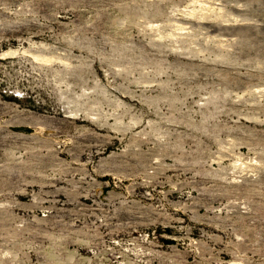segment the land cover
<instances>
[{
	"label": "rangeland",
	"instance_id": "1",
	"mask_svg": "<svg viewBox=\"0 0 264 264\" xmlns=\"http://www.w3.org/2000/svg\"><path fill=\"white\" fill-rule=\"evenodd\" d=\"M0 264H264V0H0Z\"/></svg>",
	"mask_w": 264,
	"mask_h": 264
}]
</instances>
